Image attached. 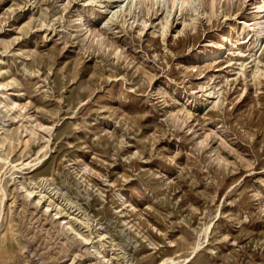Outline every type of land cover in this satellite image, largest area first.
Segmentation results:
<instances>
[{
    "label": "rangeland",
    "instance_id": "1",
    "mask_svg": "<svg viewBox=\"0 0 264 264\" xmlns=\"http://www.w3.org/2000/svg\"><path fill=\"white\" fill-rule=\"evenodd\" d=\"M263 4L0 0V264H264Z\"/></svg>",
    "mask_w": 264,
    "mask_h": 264
},
{
    "label": "bare ground",
    "instance_id": "2",
    "mask_svg": "<svg viewBox=\"0 0 264 264\" xmlns=\"http://www.w3.org/2000/svg\"><path fill=\"white\" fill-rule=\"evenodd\" d=\"M174 1H175V0H171L172 4L174 3ZM263 5H264V4H263ZM259 24H260V28H262L263 26H261V25H263V24H262V23H259ZM4 193H5V192H4ZM28 193H29V194H32V193H33V190H29ZM166 261H167V262H166L165 264H173V263L176 262V260H175L174 258H172V257L166 259Z\"/></svg>",
    "mask_w": 264,
    "mask_h": 264
}]
</instances>
